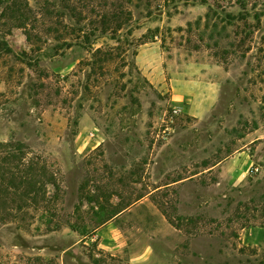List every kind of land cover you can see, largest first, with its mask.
Returning a JSON list of instances; mask_svg holds the SVG:
<instances>
[{
    "label": "rangeland",
    "instance_id": "obj_1",
    "mask_svg": "<svg viewBox=\"0 0 264 264\" xmlns=\"http://www.w3.org/2000/svg\"><path fill=\"white\" fill-rule=\"evenodd\" d=\"M5 1L0 264H264V0Z\"/></svg>",
    "mask_w": 264,
    "mask_h": 264
},
{
    "label": "trees",
    "instance_id": "obj_2",
    "mask_svg": "<svg viewBox=\"0 0 264 264\" xmlns=\"http://www.w3.org/2000/svg\"><path fill=\"white\" fill-rule=\"evenodd\" d=\"M8 1H14V0H8ZM5 2H7V1H5V0H0V4H3V3H5ZM34 166H32V168H33ZM31 170H35V169H31ZM16 176V175H15ZM30 178V177H29ZM30 180H32L31 178H30ZM28 178H27V180H24V179H22L21 181H20V185H14V184H10L8 187H7V189H6V191H8V192H10V189L9 188H13V189H15V190H18V189H20V188H24V193H26V192H28L27 194H29L30 192H34L36 189L34 188L33 189V186H34V184H33V181H30ZM26 194V195H27Z\"/></svg>",
    "mask_w": 264,
    "mask_h": 264
},
{
    "label": "crops",
    "instance_id": "obj_3",
    "mask_svg": "<svg viewBox=\"0 0 264 264\" xmlns=\"http://www.w3.org/2000/svg\"><path fill=\"white\" fill-rule=\"evenodd\" d=\"M252 239H254L256 241H258V240L263 241L264 240V225L260 226L259 228H257L255 230Z\"/></svg>",
    "mask_w": 264,
    "mask_h": 264
},
{
    "label": "built area",
    "instance_id": "obj_4",
    "mask_svg": "<svg viewBox=\"0 0 264 264\" xmlns=\"http://www.w3.org/2000/svg\"><path fill=\"white\" fill-rule=\"evenodd\" d=\"M174 111H175V113H178L179 110H178V109H175ZM253 171H254V169H252V172H253Z\"/></svg>",
    "mask_w": 264,
    "mask_h": 264
}]
</instances>
